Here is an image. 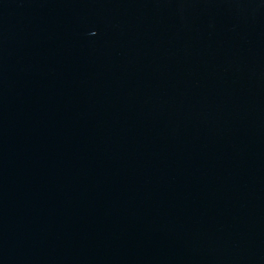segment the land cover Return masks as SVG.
I'll list each match as a JSON object with an SVG mask.
<instances>
[{"label":"water","instance_id":"1","mask_svg":"<svg viewBox=\"0 0 264 264\" xmlns=\"http://www.w3.org/2000/svg\"><path fill=\"white\" fill-rule=\"evenodd\" d=\"M0 264H264V0H0Z\"/></svg>","mask_w":264,"mask_h":264}]
</instances>
